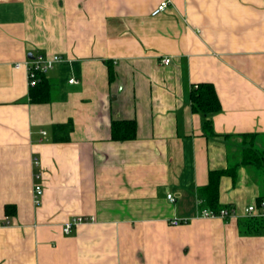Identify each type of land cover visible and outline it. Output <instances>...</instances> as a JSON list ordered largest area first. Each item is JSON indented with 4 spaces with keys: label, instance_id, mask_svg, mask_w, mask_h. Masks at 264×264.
Returning a JSON list of instances; mask_svg holds the SVG:
<instances>
[{
    "label": "crops",
    "instance_id": "1",
    "mask_svg": "<svg viewBox=\"0 0 264 264\" xmlns=\"http://www.w3.org/2000/svg\"><path fill=\"white\" fill-rule=\"evenodd\" d=\"M161 1L0 0V264H264V219L244 212L264 168L239 164L241 134L264 151V0L151 15ZM52 56L50 98L30 102L27 63ZM199 83L219 100L213 136L191 110ZM120 120L133 138L111 139ZM229 167L217 202L234 215L201 217L209 172ZM79 215L93 221L63 234Z\"/></svg>",
    "mask_w": 264,
    "mask_h": 264
},
{
    "label": "trees",
    "instance_id": "2",
    "mask_svg": "<svg viewBox=\"0 0 264 264\" xmlns=\"http://www.w3.org/2000/svg\"><path fill=\"white\" fill-rule=\"evenodd\" d=\"M38 81L29 91V101L43 103L49 100L52 93L51 84L44 78L42 73H36ZM191 99V110L199 112L203 115L204 120L202 123V129L206 136H213V128L211 127V116L219 112L220 105L217 99L214 87L210 83H199L193 88L190 93ZM111 139L113 140H124L131 139L135 136V123L132 120H120L112 121L110 125ZM241 148H240V161L239 164L251 165L253 168H264V151L255 148L254 134H241ZM233 167H229L225 171L216 170L210 171L208 175V182L205 186L201 187L202 197L204 200V207L208 210L219 211L223 208L217 202L218 194V181L221 176L225 174H231ZM4 214L13 216L16 213L14 205L5 204ZM263 219H247L245 225L247 228H256L258 224H262Z\"/></svg>",
    "mask_w": 264,
    "mask_h": 264
},
{
    "label": "built area",
    "instance_id": "3",
    "mask_svg": "<svg viewBox=\"0 0 264 264\" xmlns=\"http://www.w3.org/2000/svg\"><path fill=\"white\" fill-rule=\"evenodd\" d=\"M169 4L168 0H162L158 5H156L154 8L151 9V15H158L162 13L164 9L167 8ZM59 57L58 56H52L51 58H47L45 60H34L31 61L30 63H27V74H28V86L31 88L36 84L38 81L37 74L36 73H44L46 70L50 69L53 67L54 63L59 62ZM170 58H164L163 63L167 64L169 63ZM73 80H69V83H72ZM36 162V161H35ZM34 162V163H35ZM34 178L39 179V175L35 174ZM33 203L35 205H38L40 203L41 197H42V189L39 184H35L33 186ZM166 199L170 202L174 201V197L171 194H167ZM245 214L248 217H253V218H263L264 219V200H260L256 204H252L247 206L244 209ZM201 217H206V218H212V217H220L222 219H226L229 216H233V211L228 209V208H223L220 209L219 211H214V210H208L205 208H202L199 212ZM87 221H93L92 218H87L86 216H76V217H71L70 219L66 220V222L63 225L62 232L63 234H68L71 229L79 223L82 222H87ZM9 224L7 221V218H5V221L0 224V226H5ZM170 224L172 225H177L180 224L179 220H171Z\"/></svg>",
    "mask_w": 264,
    "mask_h": 264
},
{
    "label": "water",
    "instance_id": "4",
    "mask_svg": "<svg viewBox=\"0 0 264 264\" xmlns=\"http://www.w3.org/2000/svg\"><path fill=\"white\" fill-rule=\"evenodd\" d=\"M31 56L28 55V58H30Z\"/></svg>",
    "mask_w": 264,
    "mask_h": 264
}]
</instances>
